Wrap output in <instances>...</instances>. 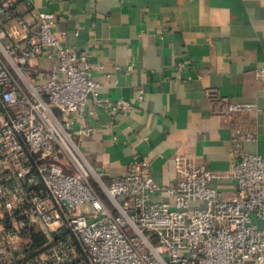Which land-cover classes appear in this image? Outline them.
<instances>
[{
	"label": "built area",
	"instance_id": "1",
	"mask_svg": "<svg viewBox=\"0 0 264 264\" xmlns=\"http://www.w3.org/2000/svg\"><path fill=\"white\" fill-rule=\"evenodd\" d=\"M57 21L35 0H0V264H264V155L244 147L255 132L234 127L228 173L196 163L163 184L135 154L105 181L82 149V115L91 97L114 114L134 103L101 96L90 50ZM209 94L216 115L257 109Z\"/></svg>",
	"mask_w": 264,
	"mask_h": 264
},
{
	"label": "crops",
	"instance_id": "2",
	"mask_svg": "<svg viewBox=\"0 0 264 264\" xmlns=\"http://www.w3.org/2000/svg\"><path fill=\"white\" fill-rule=\"evenodd\" d=\"M57 15L78 51L90 50L101 96L131 99L134 108L111 113L90 98L82 122L93 132L82 149L105 181L126 173L139 154L155 178L174 184L196 163L228 173L234 127L256 139L245 149L264 155V0H35ZM50 68L53 61L37 58ZM186 63L179 71L177 64ZM130 66H133L130 69ZM109 74H111L109 76ZM143 99H139L141 90ZM210 91L257 109L212 113ZM230 188L232 180H215ZM158 200L171 199L163 194Z\"/></svg>",
	"mask_w": 264,
	"mask_h": 264
}]
</instances>
